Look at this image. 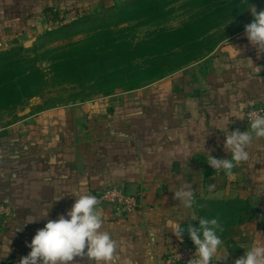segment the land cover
I'll return each instance as SVG.
<instances>
[{
	"label": "crops",
	"instance_id": "obj_1",
	"mask_svg": "<svg viewBox=\"0 0 264 264\" xmlns=\"http://www.w3.org/2000/svg\"><path fill=\"white\" fill-rule=\"evenodd\" d=\"M118 1L0 0V52ZM256 105H264V53L257 56L244 31L141 88L45 109L0 130V202L12 212L0 224V264H18L49 219L110 186L140 199L123 218L98 206L101 231L117 243L116 264H177L168 260L182 243L172 227L183 219L184 239L214 204L233 207L237 232L221 237L213 258L234 264L264 245V138L253 139L231 178L206 159L231 158L225 135L248 130L245 114ZM186 189L195 195L191 209L173 199Z\"/></svg>",
	"mask_w": 264,
	"mask_h": 264
},
{
	"label": "rangeland",
	"instance_id": "obj_2",
	"mask_svg": "<svg viewBox=\"0 0 264 264\" xmlns=\"http://www.w3.org/2000/svg\"><path fill=\"white\" fill-rule=\"evenodd\" d=\"M257 11L264 0H248ZM241 0H119L0 52V130L135 90L205 58L253 21Z\"/></svg>",
	"mask_w": 264,
	"mask_h": 264
},
{
	"label": "clouds",
	"instance_id": "obj_3",
	"mask_svg": "<svg viewBox=\"0 0 264 264\" xmlns=\"http://www.w3.org/2000/svg\"><path fill=\"white\" fill-rule=\"evenodd\" d=\"M249 10L253 21L245 25V36L257 50V56L264 53V10L257 11L254 4L241 0ZM250 129L241 132L239 129L225 135L224 149L231 153V158L218 159L208 155L206 161L213 170H223L231 178L233 169L249 159L246 150L254 138H264V110L253 113L249 117ZM215 184H210L213 189ZM173 199L182 206L191 209L195 203V195L191 189L177 190ZM95 195L83 194L75 203L56 220H48L45 226L38 229L27 246L31 251L20 258L18 264H73L77 258L87 259L94 264H116L117 243L107 231H101L103 225V209ZM67 217V218H66ZM197 218L193 216V221ZM183 221V219H181ZM181 221L172 227L173 234L183 242ZM199 227L188 225L186 231L195 245V253L188 264H211L222 245L218 233H223V225L218 218L198 219ZM10 251V249H9ZM8 251V252H9ZM3 258V257H0ZM227 259V255L223 260ZM234 264H264V245L250 246L244 255L237 258Z\"/></svg>",
	"mask_w": 264,
	"mask_h": 264
},
{
	"label": "built area",
	"instance_id": "obj_4",
	"mask_svg": "<svg viewBox=\"0 0 264 264\" xmlns=\"http://www.w3.org/2000/svg\"><path fill=\"white\" fill-rule=\"evenodd\" d=\"M52 30V29H49ZM264 110V105H256L250 107L245 114L246 127L250 129L249 117L253 113L261 112ZM100 203L97 205L109 206L112 207L114 216L117 218H123L128 214L134 212L139 206V198L129 194L125 189L118 186H110L106 188L101 193L96 194ZM11 208L6 204L0 202V224H4L8 218L11 216ZM195 245L191 241L189 235L187 238L183 239V242L180 244L177 250L171 251L168 260L172 263L177 264H188V261L193 257L195 253ZM27 255V254H26ZM24 255V256H26ZM211 264H216L214 258Z\"/></svg>",
	"mask_w": 264,
	"mask_h": 264
},
{
	"label": "trees",
	"instance_id": "obj_5",
	"mask_svg": "<svg viewBox=\"0 0 264 264\" xmlns=\"http://www.w3.org/2000/svg\"><path fill=\"white\" fill-rule=\"evenodd\" d=\"M211 209L213 210V213L211 215H207L206 218L207 219L218 218L219 222L223 225L224 228L223 233H218L220 237L237 232L236 227L233 225L235 223V213L232 211L233 210L232 206L230 207V205L227 206L222 204H214L212 205ZM196 227H199V225ZM187 237H188V233L184 235V238Z\"/></svg>",
	"mask_w": 264,
	"mask_h": 264
}]
</instances>
